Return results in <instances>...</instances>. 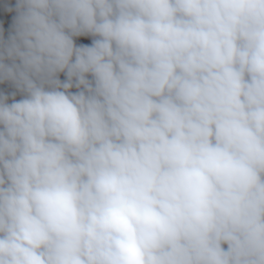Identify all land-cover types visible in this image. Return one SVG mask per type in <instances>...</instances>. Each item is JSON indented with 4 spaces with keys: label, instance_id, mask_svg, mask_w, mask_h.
Returning a JSON list of instances; mask_svg holds the SVG:
<instances>
[{
    "label": "clouds",
    "instance_id": "clouds-1",
    "mask_svg": "<svg viewBox=\"0 0 264 264\" xmlns=\"http://www.w3.org/2000/svg\"><path fill=\"white\" fill-rule=\"evenodd\" d=\"M0 9V264H264V0Z\"/></svg>",
    "mask_w": 264,
    "mask_h": 264
},
{
    "label": "trees",
    "instance_id": "trees-1",
    "mask_svg": "<svg viewBox=\"0 0 264 264\" xmlns=\"http://www.w3.org/2000/svg\"><path fill=\"white\" fill-rule=\"evenodd\" d=\"M0 2H2V0H0ZM12 2L14 3V0H12ZM15 15V13H5L3 12L2 9H0V25H2L5 29V35H7L8 29L11 26L12 23V17ZM91 42V38H85V37H81L77 39V43H90ZM1 88V86H0ZM1 90V89H0Z\"/></svg>",
    "mask_w": 264,
    "mask_h": 264
},
{
    "label": "rangeland",
    "instance_id": "rangeland-1",
    "mask_svg": "<svg viewBox=\"0 0 264 264\" xmlns=\"http://www.w3.org/2000/svg\"><path fill=\"white\" fill-rule=\"evenodd\" d=\"M61 79H64V76H63V74H61ZM1 86V90H3V89H5V88H8L9 86L8 85H0ZM20 98V96L18 95L17 96V99H19Z\"/></svg>",
    "mask_w": 264,
    "mask_h": 264
}]
</instances>
